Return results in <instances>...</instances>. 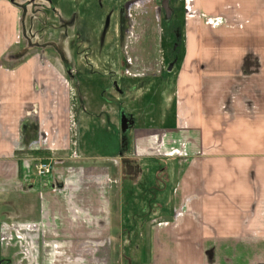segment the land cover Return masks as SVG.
Instances as JSON below:
<instances>
[{"label":"crops","instance_id":"crops-1","mask_svg":"<svg viewBox=\"0 0 264 264\" xmlns=\"http://www.w3.org/2000/svg\"><path fill=\"white\" fill-rule=\"evenodd\" d=\"M51 1L0 0L2 264H264V0H167L168 17L115 0L118 36L105 27L96 54L117 40L120 70L107 65L91 85L106 98L76 124V57L91 67L93 38L80 0ZM42 6L64 41L28 34ZM76 135L110 150L78 154Z\"/></svg>","mask_w":264,"mask_h":264},{"label":"rangeland","instance_id":"rangeland-1","mask_svg":"<svg viewBox=\"0 0 264 264\" xmlns=\"http://www.w3.org/2000/svg\"><path fill=\"white\" fill-rule=\"evenodd\" d=\"M103 0L97 1V0H86V1H75V3H73V7L75 8L78 16L81 14L80 20H82L78 26L79 29H86V27H88L87 31H89L90 33V37H92L93 39H91L92 42V46L90 47L91 50V56L88 57L90 58V62H91V67L90 66H85L83 65L81 59L82 57H76V65L78 64L79 67H82L81 69H83V71L78 72V74L76 75V80L77 83L79 85V92H80V96L79 98L76 97V108L74 111V115H75V119H74V123H78V117L79 114H86L85 112H87L88 114L93 113L91 110L94 108V105L96 103V101L99 102V100L101 99V97L106 98L107 95H101V92H105L104 88L99 90L98 86L96 88L92 87L91 85L93 84H102L103 82H105V80H110L109 78H111V76H113V74H111L110 72H108L107 69V65L110 64H114L115 70H120L119 66H120V52H119V47H118V41L117 40H113L112 42H115V44L113 45V54L114 56H101V55H97V48L99 47V44L101 43L100 41V36L101 33L104 31L105 27H106V33L108 36L112 30H116V25L114 24L115 20H117L118 15H117V9L115 11V15L113 12V15L109 14V9H114L116 7L115 5V0H111V3L109 0H106V3L108 5H104V3L102 2ZM158 2H162L163 0H157ZM15 2L20 3V0H15ZM53 3V5L55 6H61L62 4L65 5V3L67 1H61V0H52L51 1ZM111 4V5H110ZM110 5V6H109ZM179 7V10H177L176 7H174V11L173 14L171 16L170 19H166L165 16H163L162 19V25H163V32L161 33V36L163 37V45L162 48L165 50L167 49V47H172L176 45V42L178 40H176V36H179L178 34H180L181 32V24H182V12H181V3L177 4ZM71 6V5H70ZM114 6V7H111ZM72 7V6H71ZM37 17H36V21H37V25H31V27L28 28V25H26V23L23 25V28L25 29V26H27L28 28V34H31L30 37L35 36V34L39 37L42 38V40H38L45 42V41H50V37L53 36L55 37L56 41H64L59 40V37L62 35L63 36V32L60 34V31L57 29L54 30V27L57 28V25L54 23H51V19L52 18V14H51V10L49 7H38L37 10ZM110 15V17H109ZM166 23H171L170 25H172L175 30L174 33L172 34L171 38H168L167 40V31H166ZM64 26L68 25L66 22L63 24ZM35 30V31H34ZM113 31V33H114ZM116 34L118 36L117 30H116ZM115 34V36H116ZM98 37V38H96ZM52 38V37H51ZM118 39V37H117ZM55 44L57 45V43L55 42ZM107 47H109L107 45ZM44 51L48 52L50 49L44 48ZM55 51V50H54ZM53 50L51 52H54ZM56 52V51H55ZM104 54V53H103ZM79 58V59H78ZM86 57H83V59L85 60ZM49 59L51 60V63L53 62V64L56 65H61V57L59 56H50ZM55 62V63H54ZM92 69V70H91ZM107 71V72H106ZM65 73V72H64ZM65 75V74H64ZM67 75V73H66ZM65 75V76H66ZM118 75V74H117ZM116 80V79H115ZM78 98V99H77ZM90 112V113H89ZM98 115H101V118H103V120L106 122L107 118L105 116V111L104 113H100ZM103 121V122H104ZM86 123V122H85ZM113 124V123H112ZM101 140L100 137H97L94 140V137H92V140L88 141V144H84L82 140H80V136L76 135L75 137V150H77V153L79 154H83L85 152V154H88V156H95V157H99L100 155L105 154L104 151H106L105 149L107 148V150L109 149V143L105 144L103 142L102 145L101 141L99 142V140ZM112 139V138H111ZM111 139L110 142H111ZM96 141V143H95ZM93 142V143H92ZM95 145V146H93ZM112 148H115L118 143H116V141L114 142L112 140V142L110 143ZM93 146V147H92ZM106 147V148H105ZM41 159H38L34 162V165L40 161ZM33 165V166H34ZM35 169V168H34ZM36 171V170H35ZM125 218V217H124ZM6 217L5 215L2 213V209L0 208V264H2L1 258H2V254H3V250H4V246L6 244V242L2 241L1 239V229H2V223H4L6 221ZM137 258L140 262L143 261V255L141 253V251L138 252L137 254Z\"/></svg>","mask_w":264,"mask_h":264},{"label":"built area","instance_id":"built-area-1","mask_svg":"<svg viewBox=\"0 0 264 264\" xmlns=\"http://www.w3.org/2000/svg\"><path fill=\"white\" fill-rule=\"evenodd\" d=\"M34 168L38 176H43L50 172L51 165L43 160H40L34 165Z\"/></svg>","mask_w":264,"mask_h":264},{"label":"water","instance_id":"water-1","mask_svg":"<svg viewBox=\"0 0 264 264\" xmlns=\"http://www.w3.org/2000/svg\"><path fill=\"white\" fill-rule=\"evenodd\" d=\"M166 1H167V0H163L162 3H161V6H162V8H163V10H164V12H165V14H166V16L168 17V15H169V13H170V10H169V8H168L167 5H166ZM172 65H173V63H170V64H169V66H168V70H170V69L172 68Z\"/></svg>","mask_w":264,"mask_h":264}]
</instances>
